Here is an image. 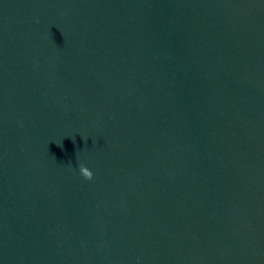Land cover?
Masks as SVG:
<instances>
[{"label":"water","instance_id":"obj_1","mask_svg":"<svg viewBox=\"0 0 264 264\" xmlns=\"http://www.w3.org/2000/svg\"><path fill=\"white\" fill-rule=\"evenodd\" d=\"M0 264H264V0H0Z\"/></svg>","mask_w":264,"mask_h":264},{"label":"clouds","instance_id":"obj_2","mask_svg":"<svg viewBox=\"0 0 264 264\" xmlns=\"http://www.w3.org/2000/svg\"><path fill=\"white\" fill-rule=\"evenodd\" d=\"M80 173L86 180L91 181L93 179V172L83 164L80 165Z\"/></svg>","mask_w":264,"mask_h":264}]
</instances>
